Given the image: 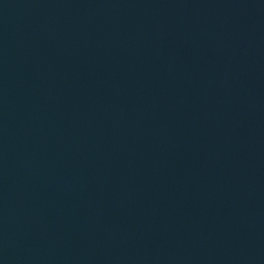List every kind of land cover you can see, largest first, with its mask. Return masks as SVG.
I'll use <instances>...</instances> for the list:
<instances>
[{
  "label": "water",
  "instance_id": "95a60500",
  "mask_svg": "<svg viewBox=\"0 0 264 264\" xmlns=\"http://www.w3.org/2000/svg\"><path fill=\"white\" fill-rule=\"evenodd\" d=\"M0 264H264V0H0Z\"/></svg>",
  "mask_w": 264,
  "mask_h": 264
}]
</instances>
